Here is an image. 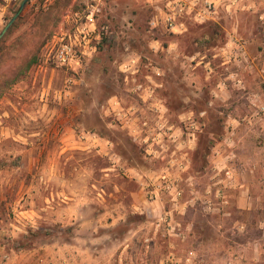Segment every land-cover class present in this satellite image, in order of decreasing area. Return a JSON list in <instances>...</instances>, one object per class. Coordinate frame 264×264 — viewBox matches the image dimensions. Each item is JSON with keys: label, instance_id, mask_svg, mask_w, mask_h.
I'll return each instance as SVG.
<instances>
[{"label": "rangeland", "instance_id": "374dc122", "mask_svg": "<svg viewBox=\"0 0 264 264\" xmlns=\"http://www.w3.org/2000/svg\"><path fill=\"white\" fill-rule=\"evenodd\" d=\"M192 1L175 32L162 0L27 3L0 40V264H264V202L212 160L254 108L230 50L264 0Z\"/></svg>", "mask_w": 264, "mask_h": 264}, {"label": "crops", "instance_id": "0c3cea01", "mask_svg": "<svg viewBox=\"0 0 264 264\" xmlns=\"http://www.w3.org/2000/svg\"><path fill=\"white\" fill-rule=\"evenodd\" d=\"M243 43L230 50V53L240 67L238 71L243 81L241 85L243 83L248 100L252 102L254 108L249 105V109L244 110L248 116L241 122L232 123L236 131L233 139L234 149L227 150V144L224 143L226 146L217 147L216 152L219 154L213 156L212 160L225 164L229 169L224 171L227 177L233 176L231 170L234 169V179L232 181L224 179L223 188L228 192L230 188H235L239 194V208L250 210L253 207L257 209L260 201L264 202V140L256 139L253 141L254 144L247 141L248 138L251 140L252 131L259 137L264 136V118L257 121L254 117L256 113L262 114L264 109V40L255 36ZM241 49L246 50V57L239 53ZM234 158L237 160V166L232 164Z\"/></svg>", "mask_w": 264, "mask_h": 264}, {"label": "built area", "instance_id": "2783aa9c", "mask_svg": "<svg viewBox=\"0 0 264 264\" xmlns=\"http://www.w3.org/2000/svg\"><path fill=\"white\" fill-rule=\"evenodd\" d=\"M162 1L165 2V6H166V11L162 12L164 14V17H162L163 19L161 18L159 19L157 16L155 20L152 22V24L156 25L161 20L173 32H175V30L177 29H181L182 27H184V22H183L184 18L186 16H190L193 11L192 9L196 6V3H194V1L189 2V0H162ZM211 7H212L211 4L205 5L203 10L198 13L195 19L199 20L200 18L201 20H206V18L208 17L207 15L212 13ZM71 51L72 48L70 46L64 45L63 50L58 55V59H60V61H62L63 64L65 65L68 64V61L70 60V55H72L70 53ZM237 83L240 84L241 81L237 79ZM262 111H264V109H262Z\"/></svg>", "mask_w": 264, "mask_h": 264}, {"label": "water", "instance_id": "95a60500", "mask_svg": "<svg viewBox=\"0 0 264 264\" xmlns=\"http://www.w3.org/2000/svg\"><path fill=\"white\" fill-rule=\"evenodd\" d=\"M30 0H24L23 3L20 6V9L18 11V13L13 17V19L9 22V24L6 26V28L4 29V31L1 33L0 35V40L5 36V34L7 33V31L10 29V27L14 24V22L19 18V16L21 15V13L23 12L25 6L27 5V3Z\"/></svg>", "mask_w": 264, "mask_h": 264}, {"label": "flooded vegetation", "instance_id": "af4514ba", "mask_svg": "<svg viewBox=\"0 0 264 264\" xmlns=\"http://www.w3.org/2000/svg\"><path fill=\"white\" fill-rule=\"evenodd\" d=\"M189 128L191 129L192 127L190 126Z\"/></svg>", "mask_w": 264, "mask_h": 264}]
</instances>
